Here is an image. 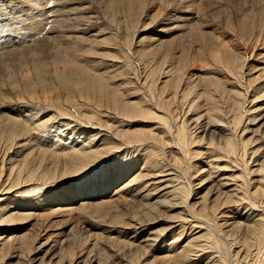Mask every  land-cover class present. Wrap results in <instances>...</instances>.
I'll list each match as a JSON object with an SVG mask.
<instances>
[{"label": "bare ground", "instance_id": "6f19581e", "mask_svg": "<svg viewBox=\"0 0 264 264\" xmlns=\"http://www.w3.org/2000/svg\"><path fill=\"white\" fill-rule=\"evenodd\" d=\"M217 1L0 0V264H264V0Z\"/></svg>", "mask_w": 264, "mask_h": 264}, {"label": "rangeland", "instance_id": "374dc122", "mask_svg": "<svg viewBox=\"0 0 264 264\" xmlns=\"http://www.w3.org/2000/svg\"><path fill=\"white\" fill-rule=\"evenodd\" d=\"M226 0H218L217 1V3H215V5L216 6H218V7H220V6H229V5H231V4H233L232 6H231V9L230 10H232V8L234 7V5H241L242 3H243V1H245V3H246V5H247V3H249L250 1H252V0H236V1H238L239 2V4L238 3H236V1L234 2V0H227V2L226 3H224ZM233 1V2H232ZM232 2V3H231ZM242 2V3H241ZM231 3V4H230ZM95 5V4H94ZM72 6V5H71ZM73 6H76V5H73ZM244 6V5H243ZM159 7H161V9L160 8H158V6H154V5H147V9H149V10H147L146 9V13L148 12H150V15H151V13H154V11L156 12L157 10H159V11H163V9H164V7H162V6H159ZM156 9V10H155ZM95 11H97L98 12V14H97V19H96V21L97 22H99V23H97V22H95V23H93V24H91V25H89V26H91L90 28H92V27H97V25H99L102 21V23L104 24L103 26H105L104 28H108L107 30H104L105 32H109V31H112L113 32V34H114V36H115V29L114 28H116V29H118L119 27H114V24H113V22H111V20H110V22H108V20H107V18H105V17H103L104 16V10H101V9H94ZM212 10H215V11H212ZM212 10L210 9V10H207L206 11V15H208V17L209 18H214V17H216V16H218L219 14V10L218 9H214V8H212ZM227 10V9H226ZM103 12V14L102 13H100V12ZM152 11V12H151ZM165 11V10H164ZM221 11H224V10H222L221 9ZM166 12V11H165ZM224 12H226V11H224ZM101 14V16H99L100 14ZM216 14V15H215ZM163 17V16H162ZM100 20V21H99ZM142 19L140 18V23H139V25L137 26V31L138 30H141V29H143V31H140V32H138V33H140V35L138 34V36H139V38H143V36L144 37H149V36H151V35H153L155 32H157L160 28H161V25H159V24H157V20L155 21V19L152 21L150 18L149 19H146V20H144V22H142L141 21ZM107 21V22H106ZM154 21H155V23H154ZM107 23H109L108 25H107ZM97 24V25H96ZM156 24V25H155ZM88 25V24H87ZM94 25V26H93ZM106 26H108V27H106ZM136 26H133V27H136ZM145 26V27H144ZM111 27L113 28L112 30H111ZM145 28V29H144ZM120 30H119V33H120V35H122L123 36V33H122V28H119ZM129 30H130V27H128L127 28V30H126V34H127V37L129 38V36H130V38L134 35L136 38H137V33L136 32H134V31H130L129 32ZM130 33V34H129ZM142 36V37H141ZM42 39V38H41ZM129 48H130V46H129ZM40 61L44 64V66L46 67V68H50V69H54V68H59V69H62V68H64V67H66L67 65H68V63H67V61L64 59V57H62L61 55H60V53L59 52H57V53H54V54H50V55H48V56H43V57H41L40 58ZM20 63H18L17 64V66L19 65ZM22 64H23V66L22 67H25L24 65H26L27 64V58H22ZM206 70V69H205ZM10 71L12 72V73H16V71L15 70H13V69H10ZM204 70H202L201 69V67L199 68V73H204L203 72ZM211 74H213V72L211 71ZM256 84L258 85L259 84V82L257 81L256 82ZM6 88H8L7 86H5ZM135 203H137L136 201H134V202H132V204H131V202L129 201V203L128 202H121V205L119 204V206L120 207H116V204H113V206L111 207V209H112V213L114 214H116L117 212V220L115 219V220H112L111 219V217L110 216H107V217H105V218H109V219H107V221H109V222H111L110 224L111 225H114V226H112L113 228H117V229H123V228H125V221H127L126 223H134L135 221H137V220H139V219H141V218H143V217H148V214H147V216H145L144 214H143V209L141 208V205H138V203L137 204H135ZM129 204V205H128ZM123 205V206H122ZM132 205V206H131ZM138 205V206H137ZM123 207V208H122ZM137 209H135V208ZM119 209V210H118ZM137 211V212H135V210ZM141 209V210H140ZM159 209V210H158ZM158 209H156L155 211H154V213H156V212H158V213H156V215H155V218H153L154 217V213L152 212L151 213V215H149V217H148V219L147 218H145L146 220H148V222H149V224L147 223V222H145L146 220H144V222H142V228H144L143 229V233H145L146 231L147 232H149V231H151L152 229H153V231H154V229L155 228H158V229H162V228H166L168 225H169V221H165V220H169V215H170V213H174V211H168V213L165 211V209H164V207H160V208H158ZM121 210V211H120ZM124 210V211H123ZM140 210V211H139ZM161 210H162V212H161ZM131 211V212H130ZM124 214H123V213ZM134 212V213H133ZM139 212H141V213H139ZM166 212V213H165ZM135 213H137V214H135ZM139 213V214H138ZM163 213H165L166 215H163ZM122 214V218L124 217V220L123 219H121V216H119V215H121ZM143 216H142V215ZM131 215H137L135 218H137V219H135L134 217V219H132V216ZM139 215H141V216H139ZM158 215V216H157ZM61 216H63V217H54V218H52L51 220H52V222L51 223H53V224H55L56 225V222H57V226H54L53 224H52V227L50 228V230L48 231V232H52V233H57V231L59 232V230L61 229V225L62 226H64V223H66V225L68 224V221L65 219V220H63L64 219V216L65 215H61ZM131 216V217H130ZM152 216V217H151ZM157 216V217H156ZM164 216H165V218H164ZM128 217V218H127ZM132 219V222L130 221L131 219ZM150 217L151 218H153V219H151L150 220ZM159 217V218H158ZM61 218V219H60ZM104 218V219H105ZM119 218H120V220H119ZM156 218H158L157 220H156ZM57 219V221H55ZM60 221H59V220ZM103 219V221H105L104 223L105 224H108L107 222H106V219L104 220ZM129 219V220H128ZM63 220V221H62ZM135 220V221H134ZM152 220H155V221H152ZM161 221V222H159V221ZM164 220V221H163ZM53 221H55V222H53ZM58 221H59V223H58ZM66 221V222H65ZM118 221H120V222H118ZM122 221H123V223H122ZM152 221V222H151ZM157 221V222H156ZM61 222V223H60ZM118 222V223H117ZM151 222V223H150ZM153 222H154V224H153ZM119 223H121V224H119ZM59 224V225H58ZM109 224V225H110ZM117 224H118V227H117ZM124 224V225H123ZM148 224V225H147ZM168 224V225H167ZM147 225V226H146ZM116 226V227H115ZM121 226V227H120ZM144 226V227H143ZM55 228H56V231H55ZM60 228V229H59ZM54 229V230H53ZM81 230V229H80ZM157 230V229H156ZM90 232H93L92 230H90ZM121 235H120V234ZM50 234V233H49ZM124 233H121V232H118V234L116 233L114 236H112L113 238L111 239H109V241L111 242V243H108V239L106 238V236H105V234L103 233V234H101V236H100V239H98V242H100L98 245H100V247L97 245V248L99 249H97V251H96V249H95V251L100 255V254H102L103 253V257L105 256V255H107V254H109V253H111V249H114L113 247H117L119 244H120V242H119V240H117V239H119L118 237L120 236V237H123L124 235H123ZM115 236H117V237H115ZM44 237H45V235H44ZM103 238H106L107 240H104ZM101 239L103 240V241H101ZM116 239V240H115ZM114 240V241H113ZM105 242V243H104ZM116 242V244H113V243H115ZM119 242V243H118ZM107 243V244H106ZM111 244V245H110ZM114 246H113V245ZM104 245V246H103ZM105 245H108V246H105ZM116 245V246H115ZM111 246H113L112 248H111ZM49 246H47V245H45V246H43L41 249H35L36 251V258H38V259H43V261H46V260H48V258H50V256H51V254H53L54 252H56V251H53L52 253H50V255L48 256V255H45V257L44 258H42L41 256L44 254V252H45V250H47V248H48ZM55 247H53L52 249H54ZM110 248V249H109ZM42 249H44V251H43V253H40L41 251L40 250H42ZM52 249H51V251H52ZM102 249H104L105 251H103ZM108 249V250H107ZM109 251V252H107V251ZM40 254H39V253ZM127 252V251H126ZM132 252V253H131ZM131 252H127V255H126V257H135V261L137 262H139L140 263V261H142L143 259V255H141V254H139V252H136V253H134L133 252V250H131ZM130 254H131V256H130ZM135 254V255H134ZM136 255H137V257H136ZM106 257V256H105ZM125 257V258H126ZM46 258V259H45ZM139 258V259H138ZM142 259V260H141ZM112 262L114 261V262H118V260H111ZM110 261V263L109 264H111L112 262ZM120 261V260H119ZM138 263V264H139ZM36 264V263H35ZM49 264H53V263H49Z\"/></svg>", "mask_w": 264, "mask_h": 264}]
</instances>
